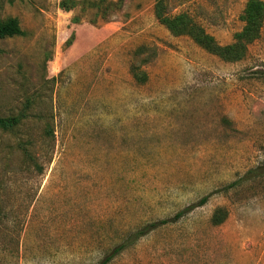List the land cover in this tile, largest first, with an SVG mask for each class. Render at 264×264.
<instances>
[{"label": "rangeland", "instance_id": "obj_1", "mask_svg": "<svg viewBox=\"0 0 264 264\" xmlns=\"http://www.w3.org/2000/svg\"><path fill=\"white\" fill-rule=\"evenodd\" d=\"M248 1L168 0L221 45ZM155 4L0 0L24 31L0 39V116L28 115L0 129V264H99L163 221L109 264H264V175L248 174L264 171V24L226 62ZM142 45L157 48L145 84Z\"/></svg>", "mask_w": 264, "mask_h": 264}, {"label": "trees", "instance_id": "obj_2", "mask_svg": "<svg viewBox=\"0 0 264 264\" xmlns=\"http://www.w3.org/2000/svg\"><path fill=\"white\" fill-rule=\"evenodd\" d=\"M155 16L172 35L190 37L198 46L205 49L210 54L216 55L226 62H238L245 59L249 50V44L255 42L261 36L264 24V2L262 0L248 1L242 15L245 26L241 32L235 35L234 42L228 45L219 44L216 38L209 34L189 13L182 12L176 15L171 14L169 11L168 0H156ZM23 35L24 31L17 19L11 18L8 20H0V39ZM152 51L153 53L150 54ZM144 53H147L146 57L142 56ZM135 55L138 62H134L131 65L130 69L132 75L139 84H145L149 77L142 66L147 65L152 61V57L154 58L157 55V48L142 45L137 48ZM27 116V111H23L18 116H0V129L4 131H12L15 127L20 125ZM248 174L254 178L264 175V171L256 169L250 171ZM206 201L207 198L202 199L199 206L203 205ZM189 210L190 208L177 213L173 219H170V221L179 220ZM226 219L227 212L224 209H218L212 217V223L213 225L218 226ZM168 222L169 221L153 223L131 234L124 243L115 247L111 254L105 257L99 264H109L117 255L138 239Z\"/></svg>", "mask_w": 264, "mask_h": 264}]
</instances>
